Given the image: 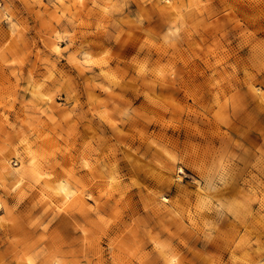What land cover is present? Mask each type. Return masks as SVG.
I'll return each instance as SVG.
<instances>
[{"label":"rangeland","instance_id":"rangeland-1","mask_svg":"<svg viewBox=\"0 0 264 264\" xmlns=\"http://www.w3.org/2000/svg\"><path fill=\"white\" fill-rule=\"evenodd\" d=\"M27 262L264 264V0H0V264Z\"/></svg>","mask_w":264,"mask_h":264},{"label":"bare ground","instance_id":"bare-ground-1","mask_svg":"<svg viewBox=\"0 0 264 264\" xmlns=\"http://www.w3.org/2000/svg\"><path fill=\"white\" fill-rule=\"evenodd\" d=\"M29 259H30V258H29ZM22 261H23V260H22ZM22 261H21V262H22ZM21 262H20V263H21ZM28 262H29V260H28ZM28 262H27V264H28ZM13 264H14V263H13Z\"/></svg>","mask_w":264,"mask_h":264}]
</instances>
